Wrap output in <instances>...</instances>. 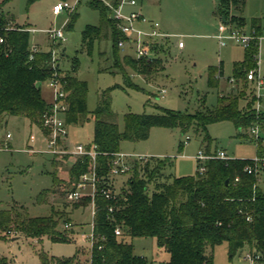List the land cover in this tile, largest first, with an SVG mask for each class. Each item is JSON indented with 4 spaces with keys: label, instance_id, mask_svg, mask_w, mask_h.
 <instances>
[{
    "label": "trees",
    "instance_id": "obj_1",
    "mask_svg": "<svg viewBox=\"0 0 264 264\" xmlns=\"http://www.w3.org/2000/svg\"><path fill=\"white\" fill-rule=\"evenodd\" d=\"M8 1L0 0V26L8 21L2 9ZM33 1L27 0V3ZM111 1L116 4L118 0ZM88 4L99 10V23L87 24L82 30V47L90 50L95 41L109 38L114 49L115 67L122 70L128 79L129 75L119 61L118 42L124 39V35L108 16V8L102 1L90 0ZM74 20L75 13L68 22L69 28ZM250 27L255 28L258 34L259 18H251ZM21 28L1 32L5 41L0 43V119L23 116L30 124L45 131L43 113L48 101L44 98L42 84L53 74L49 64L50 51L43 49L29 60L30 31L28 26L21 25ZM165 44L158 43L153 49L162 52ZM255 52L256 46L245 49L247 67L252 66ZM160 60L161 57L152 61L137 59L126 53L122 56L123 64L135 73L145 75L150 74ZM71 64L73 68L78 65L74 60ZM238 65L233 71L236 87L229 92H219L213 108L191 113L155 106L158 110L155 113L126 112L123 128L120 129L111 109L109 88L100 92L95 108L88 111L87 82L74 73L63 72L58 63L57 73L64 83L68 104L65 122L78 123L90 118L94 121L91 142L97 145L96 169L101 175L94 200L93 233L96 240L88 251L78 248L70 257L61 258L39 251L40 264H151V260L134 253L130 240L135 236L154 237L158 247L168 253L167 264H213V248L221 242L228 243L230 256L247 246L250 253L259 255L256 264L264 261V183L257 185L255 176L243 170L248 158H214L207 161L204 175L196 172V175L172 176L164 173L168 164L165 159L151 156L143 163L138 160L133 162L126 183L121 185L114 197L105 198L101 194L102 188L106 187L109 160L112 153L120 151L121 141L147 139L153 126L177 127L181 134L194 127V131L204 133L203 140L210 143L207 125L228 119L235 124L237 136L246 137L241 130L255 118L254 99L245 93L249 85L246 80L249 68L243 71ZM220 73L219 65L207 67L209 87L218 86ZM242 99L246 103L241 106ZM256 152L261 154L264 147H258ZM89 164L88 156L74 159L69 168L71 181H76ZM236 176L237 181L234 180ZM50 192L54 191L50 188L41 190L36 196L37 202L45 200ZM89 201L87 195L76 202L66 201L64 209L43 216H31L25 207L17 204L1 208L0 238L15 231L14 236L31 237L38 241L43 236L54 241H70L72 231L64 228L63 224L73 222L70 217L72 210L83 209ZM248 216L250 220H247ZM116 226L121 228V235H115ZM0 264L13 263L7 256L0 255Z\"/></svg>",
    "mask_w": 264,
    "mask_h": 264
},
{
    "label": "rangeland",
    "instance_id": "obj_2",
    "mask_svg": "<svg viewBox=\"0 0 264 264\" xmlns=\"http://www.w3.org/2000/svg\"><path fill=\"white\" fill-rule=\"evenodd\" d=\"M56 1L35 0L27 3V0H9L2 9L8 20L35 29L30 31V42L39 43L44 49L53 43L48 41L43 29L64 26L65 39L55 45L61 69L87 82L88 111L95 108L100 92L109 88L111 109L120 129L123 128L126 112L155 113L158 111L155 106H161L175 112L195 113L213 108L219 92H229L236 87L235 82H232L234 85L230 82L235 66L239 64L238 68L246 71L256 63L254 60L252 66L247 67L245 48L232 40H225L222 46L219 45L214 34L220 22L249 29L251 18H259V69L264 75V0H243V3L241 0H224L219 1L218 5L217 0H145V14L158 21L162 29L172 33L168 41H163L169 51L162 56L159 65L145 75L137 74L123 64L122 56L127 49H120L119 61L127 71L128 79L122 70L115 67L114 49L109 38L95 41L90 50L82 47V30L87 24L99 23V10L88 4L90 0H80L73 12L64 10L53 15L51 7ZM74 13L75 20L69 28L68 22ZM179 40L183 42L181 48L177 46ZM73 60L78 63L74 68L71 64ZM209 64L219 65L222 69L217 87L207 85L206 70ZM47 88L42 89L46 98L52 96ZM161 88L166 90L164 96L158 92ZM247 91L245 89V93ZM240 101L241 106L246 103L245 99ZM93 126L92 118L67 124V148L78 141L91 142ZM193 128L181 134L177 127L153 126L147 139L123 140L119 148L124 153L165 159L168 164L164 173L172 176L196 175L195 155L199 149H223L236 158H250L257 153L256 145L250 138L237 136V128L231 120L223 119L207 125L210 143L203 140L204 133H196ZM44 130L30 124L23 116L0 119V139L6 133L11 135L8 148L0 150V209L13 204L22 205L31 216L49 215L64 209V190L73 182L69 173L73 157L55 156L48 152L46 127ZM241 133L247 136V127H243ZM186 135L189 136L188 140ZM127 177H118L117 190L126 183ZM47 188L54 192L37 202V194ZM70 217L73 221L68 229L72 231L70 241H54L47 236L40 241L25 236L12 240L15 231H11L8 232L9 236L0 238V255L7 256L13 264H40L39 251L61 258L73 256L78 248L88 251L87 236L91 232L88 209L72 210ZM130 242L137 255L151 261H168V253L158 247L154 237L135 236ZM228 249L227 242L216 244L213 264H253L245 258L247 246L238 249L232 256Z\"/></svg>",
    "mask_w": 264,
    "mask_h": 264
},
{
    "label": "built area",
    "instance_id": "obj_3",
    "mask_svg": "<svg viewBox=\"0 0 264 264\" xmlns=\"http://www.w3.org/2000/svg\"><path fill=\"white\" fill-rule=\"evenodd\" d=\"M80 0H58L52 7L51 12L53 15H57L64 10L73 12ZM108 8V16L114 20L117 29L124 35V39L118 42V46L123 51L129 47L133 52V57L146 58L152 61L158 54L153 49L155 45L163 42L165 39L171 36L169 33H165L159 30L158 21L148 19L139 9L140 0H118L114 4L111 0H100ZM138 22L149 23V29H143L137 25ZM63 27L55 28L48 27L43 29L42 32L46 33L48 41L53 45L45 51H50L49 64L53 69V74L43 82V86H47L52 93L51 99L48 102V106L43 113V127L47 129L46 142L47 151L55 156L68 155L74 159L82 156H88L90 158V164L88 169L80 173L78 179L72 182V186L65 189L64 196L67 202L79 201L83 196L90 197L89 203L84 207L87 208L90 214L91 232L87 236L89 239V247L95 243L96 237L93 233L94 216L96 213L95 196L99 185L101 184V175H99L96 169V156L98 154L97 145L93 142H75L69 148L65 145V139H67L68 130L67 123L65 122V112L67 109L66 91L64 89V83L60 79V75L57 73L58 68V50L56 44L58 41L65 39ZM18 30L23 29L15 21L8 20L4 25L0 26V43L5 41L4 35L1 33L3 30ZM29 31L35 29L28 28ZM255 28L250 27L236 28L230 23H218L216 33L214 37L218 39V43L222 46L225 40H232L245 49L251 46H256V52L254 53V60L256 65L249 68L246 71V80L248 82L247 97L254 99L252 107L254 109L255 118L251 124L247 127L248 134L246 137L250 138L256 148L264 147V75L261 74L259 69L260 56L258 49L260 47L261 35H258ZM178 47H183L182 40L177 43ZM43 50V48L37 43H30L29 60H32L34 54ZM230 82H235L234 78L230 79ZM161 96H164L166 90L161 88L158 90ZM11 137L10 133H6L4 137L0 139V150L8 148V139ZM189 136L186 135V140ZM185 140V142H186ZM151 155L146 154H129L121 151L114 152L109 160V169L106 174V187H103L101 194L105 198L115 196L118 193L116 186L118 185V177L121 175H127L132 168V164L135 160L143 163ZM235 159L236 157L229 156L223 149L217 150H202L199 149L195 155L197 160V173L198 175H204L207 169V161L210 159ZM243 170L248 174H253L256 178L257 185L264 183V152L261 154L256 153L253 157L248 158V161L243 166ZM238 180V176L234 178ZM121 187V186H120ZM119 187V188H120ZM112 209L111 207L109 208ZM250 220V217H247ZM73 222H66L63 227L66 229L71 228ZM115 235H121L122 230L119 226L114 228ZM245 258L256 264V260L259 261V255H253L249 251L246 253ZM151 264H167V261L152 260ZM260 264H264L261 261Z\"/></svg>",
    "mask_w": 264,
    "mask_h": 264
},
{
    "label": "crops",
    "instance_id": "obj_4",
    "mask_svg": "<svg viewBox=\"0 0 264 264\" xmlns=\"http://www.w3.org/2000/svg\"><path fill=\"white\" fill-rule=\"evenodd\" d=\"M218 3H219V0H217V5H218ZM144 4H145V0H140V3H139V6H138V9L148 18V19H151V20H153L152 18H150V17H148L146 14H145V12H144ZM216 5V6H217ZM52 13V12H51ZM137 25L139 26V27H141V28H143V29H149L150 28V24L149 23H141V22H138L137 23ZM28 28H30V27H28ZM217 29V28H216ZM159 30L160 31H162V32H165V33H169V32H167L166 30H164V29H162L161 28V26H160V24H159ZM259 30H260V27H259ZM216 33V32H215ZM169 34H171L172 35V33H169ZM170 37H168L167 39H165V40H167L168 41V39H169ZM37 44H39V43H37ZM40 45V44H39ZM178 46V45H177ZM43 48V47H42ZM179 48H181V47H179ZM44 49V48H43ZM127 49V51L125 52L126 54H129V55H133V52H132V50L129 48V47H127L126 48ZM169 51V49L167 50L166 48H164V50L162 51V52H159L158 54H157V56L158 57H161L162 58V56L164 55V54H167V52ZM209 65H214V64H209ZM208 65V66H209ZM222 70V69H221ZM234 78V77H233ZM229 82V81H228ZM231 84L232 85H234V83H232L231 82ZM231 85V86H232ZM43 87H45V86H43ZM43 87H42V89H43ZM48 89V88H47ZM223 89V88H222ZM43 91V90H42ZM48 102L50 101V99H51V96H49V97H44ZM84 209V208H83ZM77 210H80V211H82V209L81 208H77Z\"/></svg>",
    "mask_w": 264,
    "mask_h": 264
},
{
    "label": "water",
    "instance_id": "obj_5",
    "mask_svg": "<svg viewBox=\"0 0 264 264\" xmlns=\"http://www.w3.org/2000/svg\"><path fill=\"white\" fill-rule=\"evenodd\" d=\"M226 182H228V180H226ZM16 238H18V237L17 236H13L11 239L14 240Z\"/></svg>",
    "mask_w": 264,
    "mask_h": 264
}]
</instances>
